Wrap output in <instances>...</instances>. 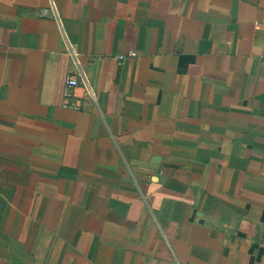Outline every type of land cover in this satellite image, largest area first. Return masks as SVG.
<instances>
[{"label":"crops","instance_id":"1","mask_svg":"<svg viewBox=\"0 0 264 264\" xmlns=\"http://www.w3.org/2000/svg\"><path fill=\"white\" fill-rule=\"evenodd\" d=\"M0 264H264V0H0Z\"/></svg>","mask_w":264,"mask_h":264},{"label":"built area","instance_id":"2","mask_svg":"<svg viewBox=\"0 0 264 264\" xmlns=\"http://www.w3.org/2000/svg\"><path fill=\"white\" fill-rule=\"evenodd\" d=\"M130 54V53H129ZM78 84V80L73 75H66L62 87L60 105L63 107L77 109L79 103L73 98L72 89Z\"/></svg>","mask_w":264,"mask_h":264}]
</instances>
